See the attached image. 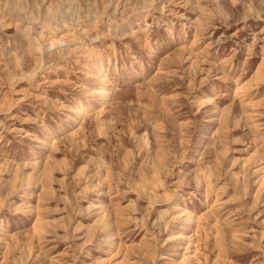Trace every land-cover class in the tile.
I'll list each match as a JSON object with an SVG mask.
<instances>
[{
	"label": "rangeland",
	"instance_id": "374dc122",
	"mask_svg": "<svg viewBox=\"0 0 264 264\" xmlns=\"http://www.w3.org/2000/svg\"><path fill=\"white\" fill-rule=\"evenodd\" d=\"M0 264H264V0H0Z\"/></svg>",
	"mask_w": 264,
	"mask_h": 264
},
{
	"label": "bare ground",
	"instance_id": "6f19581e",
	"mask_svg": "<svg viewBox=\"0 0 264 264\" xmlns=\"http://www.w3.org/2000/svg\"><path fill=\"white\" fill-rule=\"evenodd\" d=\"M60 8V7H59ZM58 8V9H59ZM47 9V8H46ZM148 9V8H147ZM74 11V10H73ZM146 11V10H145ZM50 13V12H49ZM68 14V13H67ZM48 15H50V14H48ZM56 18V17H55ZM61 18H62V16H61ZM25 19V18H24ZM52 19H54V18H52ZM64 20V19H63ZM73 20V19H72ZM63 23V22H62ZM60 24V23H59ZM59 24H58V26H59ZM47 25V24H46ZM62 25V24H61ZM44 27V26H43ZM64 27V26H63ZM54 28V27H53ZM74 28V27H73ZM73 30V29H72ZM48 31V30H47ZM50 31V30H49ZM42 32V31H41ZM39 34V33H38ZM40 35V34H39ZM40 38V37H39ZM74 42V41H73ZM44 44H42V46H43ZM49 46V45H48ZM75 47H76V45H75ZM70 48V47H69ZM49 49V48H48ZM70 51V50H69ZM82 52V51H81ZM67 53V52H66ZM154 54V53H153ZM70 55V54H69ZM154 57V56H153ZM40 61H42V60H40ZM37 62V61H36ZM34 74V73H33ZM110 77V76H109ZM237 89V88H236ZM236 92V91H235ZM75 106V105H74ZM76 113L77 114H81V115H84V113H83V108L82 107H80V108H78L77 109V111H76ZM69 118V117H68ZM80 119V118H79ZM156 177V176H155ZM214 204V203H213ZM154 204H152V206H153ZM168 211V210H167ZM166 211V212H167ZM196 216V215H195ZM216 216V215H215ZM170 220H172V218L170 219ZM204 220H205V218H204ZM218 222V221H217ZM46 223V222H45ZM212 223V222H211ZM213 224H214V222H213ZM46 225V224H45ZM167 228V227H166ZM35 229V228H34ZM34 231H36V230H34ZM3 232V231H2ZM175 236V235H174ZM230 239V238H229ZM146 249H148V248H146ZM145 252V251H144Z\"/></svg>",
	"mask_w": 264,
	"mask_h": 264
}]
</instances>
